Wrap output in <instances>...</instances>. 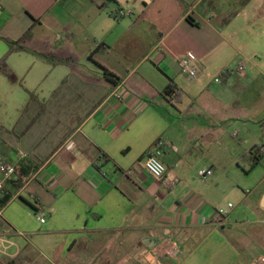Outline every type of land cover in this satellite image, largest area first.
<instances>
[{"label": "crops", "instance_id": "0c3cea01", "mask_svg": "<svg viewBox=\"0 0 264 264\" xmlns=\"http://www.w3.org/2000/svg\"><path fill=\"white\" fill-rule=\"evenodd\" d=\"M31 26L27 50L9 51L3 38ZM4 56L0 154L35 169L0 210V234L20 247L0 264H148L163 237L180 254L153 264L264 255V151H251L264 145V0H0ZM157 145L162 179L142 167Z\"/></svg>", "mask_w": 264, "mask_h": 264}, {"label": "built area", "instance_id": "2783aa9c", "mask_svg": "<svg viewBox=\"0 0 264 264\" xmlns=\"http://www.w3.org/2000/svg\"><path fill=\"white\" fill-rule=\"evenodd\" d=\"M128 11L117 10L118 16L128 15ZM179 68L181 73L185 74L188 78H195L199 72V65L194 57L190 54H183L179 58ZM218 80V79H215ZM262 129L264 132V120L262 122ZM257 154H261L264 151V145L259 144L255 146ZM161 151L159 146L154 147L142 162V167L147 173L154 178L162 179L166 173V166L160 159ZM25 158L24 155H19L17 160ZM17 163L5 159L0 154V194L2 193L3 185L6 181L12 179L16 173ZM213 171L211 168H200L197 171V176L200 180H207ZM174 181L176 179L174 178ZM249 191V190H248ZM233 203L229 202L225 206L217 207L213 210L212 215L208 218L209 221H223L227 218L230 210L233 208ZM35 216L40 223H44L46 220V213L42 209H36L34 211ZM11 247L15 248L12 253L9 251ZM20 250L19 245L13 241L10 237L0 234V254L8 257H15ZM180 254V247L178 243L170 237H163L155 242L151 247L145 249L144 260L148 264L154 262H160L162 259H177ZM249 264H264V255H255Z\"/></svg>", "mask_w": 264, "mask_h": 264}, {"label": "trees", "instance_id": "16d2710c", "mask_svg": "<svg viewBox=\"0 0 264 264\" xmlns=\"http://www.w3.org/2000/svg\"><path fill=\"white\" fill-rule=\"evenodd\" d=\"M31 30H32V26L29 27V29L19 39L16 40L3 38V40L7 43L9 47V51L27 50V48L24 47L23 43L31 38ZM45 57H47L49 60H57L59 62H64L67 64L70 63V61L66 59H59L55 55H45ZM5 60H6V56H4L0 60V72L6 75L8 78H13V73L9 69H7L4 65ZM104 73L110 81H112L114 84L117 83L118 80L115 79L116 77L113 73H111L106 69H104ZM167 93L168 94L174 93V98L179 100V91H177L175 87L171 86L167 90ZM251 151H253L254 153V159L255 160L259 159L261 154L256 153L255 147H252ZM34 169L35 166L31 164L29 161L25 160V158L19 160L15 175L12 177V179L6 181L3 185L2 193L0 194V210L7 204V202L12 198V196L17 193L20 187L32 175ZM24 202H26L28 205L31 206L32 209L35 210L32 204L28 203L26 200H24Z\"/></svg>", "mask_w": 264, "mask_h": 264}, {"label": "rangeland", "instance_id": "374dc122", "mask_svg": "<svg viewBox=\"0 0 264 264\" xmlns=\"http://www.w3.org/2000/svg\"><path fill=\"white\" fill-rule=\"evenodd\" d=\"M230 139V141H231V145H232V147H240L239 145H238V143L235 141V140H232L231 138H229ZM230 145V143H222L221 144V146H226L227 148H229L228 146ZM241 148V147H240Z\"/></svg>", "mask_w": 264, "mask_h": 264}]
</instances>
